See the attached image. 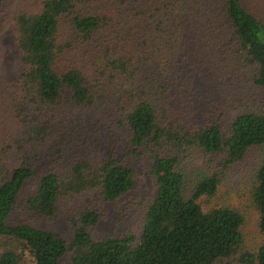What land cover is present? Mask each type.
I'll return each mask as SVG.
<instances>
[{
	"label": "trees",
	"instance_id": "obj_1",
	"mask_svg": "<svg viewBox=\"0 0 264 264\" xmlns=\"http://www.w3.org/2000/svg\"><path fill=\"white\" fill-rule=\"evenodd\" d=\"M41 2L38 13L14 16L25 114L18 142L30 152L45 143L50 114L69 101L112 111L132 154L151 160L156 194L139 237H96L100 216L86 209L70 219L68 243L31 223H12L19 204L57 220L85 192L114 202L138 190L137 173L114 152L66 171L0 165V239L20 247L1 253L0 264H26V254L32 264H60L67 255L73 264H264V107L245 104L233 87L264 89V18L245 0ZM199 85L215 97L208 111L195 104ZM203 154L220 156L224 171L258 157L248 185L259 214L257 247L246 245L240 210L212 206L222 181L218 172L191 167ZM31 180L37 189L20 202Z\"/></svg>",
	"mask_w": 264,
	"mask_h": 264
},
{
	"label": "rangeland",
	"instance_id": "obj_2",
	"mask_svg": "<svg viewBox=\"0 0 264 264\" xmlns=\"http://www.w3.org/2000/svg\"><path fill=\"white\" fill-rule=\"evenodd\" d=\"M248 7L256 10L264 18V0H245ZM0 165L13 170L22 165H31L38 172L66 171L70 166L91 157H107L114 152L117 158L137 173L139 189L134 190L117 201H106L99 191H90L72 199L68 213L57 220H48L28 213L24 204H19L12 223H31L39 228L60 234L71 242L75 228L70 219L83 210L91 209L100 216L94 229L96 237L134 233L140 236L148 207L156 194V185L149 169L152 162L148 157L132 154L128 147V134L118 125L116 114L106 109H76L69 101L55 108L50 118L52 135L45 143L25 148L18 140L24 132L25 114L20 109L22 94V54L17 43L14 16L20 9L38 13L41 0H0ZM236 81V80H235ZM235 86V87H234ZM237 93H244L245 104L264 107V89L248 83L233 84ZM210 88L198 86L195 104L198 109H206V102L215 99L209 94ZM206 111H208L206 109ZM205 112V111H204ZM202 115V114H201ZM200 115V116H201ZM224 123L225 118L222 119ZM30 147V148H29ZM258 157L254 156L241 164L224 171L220 156L201 155L193 160L191 167L220 174L221 188L212 206L230 205L240 210L245 224L243 234L246 245L257 247L262 241L259 230V214L248 199L249 181L254 173ZM37 189V182L31 180L22 194L20 202L26 200ZM20 248L9 239H0V254ZM20 252V251H19ZM26 264L32 258L24 255ZM60 264H73L71 256H65ZM218 264H233L226 260Z\"/></svg>",
	"mask_w": 264,
	"mask_h": 264
}]
</instances>
